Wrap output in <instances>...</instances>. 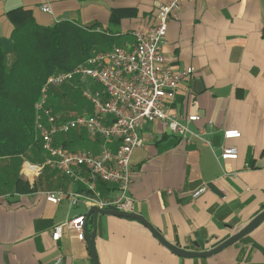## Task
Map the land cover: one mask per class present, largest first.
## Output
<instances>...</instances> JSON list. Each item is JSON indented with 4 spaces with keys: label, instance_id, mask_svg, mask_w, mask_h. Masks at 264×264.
I'll return each instance as SVG.
<instances>
[{
    "label": "crops",
    "instance_id": "1",
    "mask_svg": "<svg viewBox=\"0 0 264 264\" xmlns=\"http://www.w3.org/2000/svg\"><path fill=\"white\" fill-rule=\"evenodd\" d=\"M167 1L0 0V38L10 42L14 24L7 13L23 7L40 24L67 19L114 35L115 44L127 46L135 28L156 24L157 8ZM43 4L52 12L44 11ZM164 52L173 69L195 68L180 82L173 107L179 116L200 115L191 127L204 126L209 143L196 138L188 143L157 121L144 122V146L131 157L128 195L133 212L169 242L186 250H209L264 209V0H186L169 20ZM229 128L242 135L225 140ZM85 133L77 129L56 142L81 149L78 138ZM86 137L84 148L98 151L99 139ZM225 142L238 147V158L217 159ZM26 163H36L23 160L19 170V177L29 181L28 192L0 179V264H94L86 234L81 240L77 231L64 229L59 240L52 238L56 223L90 208L81 202L69 209L65 199H46L47 191L85 187L56 168H50L49 176L44 168L37 173L27 168L29 176ZM202 185L207 190L194 198L192 191ZM96 190L115 196L118 184L98 182ZM88 228L96 230L100 264H264V221L210 257L176 254L134 218L99 213L90 216Z\"/></svg>",
    "mask_w": 264,
    "mask_h": 264
},
{
    "label": "built area",
    "instance_id": "2",
    "mask_svg": "<svg viewBox=\"0 0 264 264\" xmlns=\"http://www.w3.org/2000/svg\"><path fill=\"white\" fill-rule=\"evenodd\" d=\"M185 1L168 0L159 5L156 24L148 30L135 28L133 41L127 46L115 44L89 56L72 71L48 77L36 104L35 120V135L45 159L29 166L26 163L24 170L30 176L27 168L37 173L49 166L85 187L81 191H47L48 201L59 203L65 199L69 209L84 202L89 208L97 206L133 212V199L128 195L133 181L131 157L135 149L144 146L140 129L146 121L159 122L162 128L185 142L190 143L196 138L209 143L204 126L197 130L191 127L201 121V116L196 113L179 116L173 107L180 82L195 72L193 66L173 69L164 52L169 20L176 16ZM42 9L52 12L48 4H43ZM76 76L101 85V89L93 88L92 82L87 81V88L82 91L92 103L94 112L67 116L55 113L49 105L51 87L60 86ZM75 129H84L90 137L98 138L100 149L71 150L56 142L59 135ZM223 134L225 140H229L239 138L242 132L229 128ZM113 142L115 147L111 146ZM238 156V147L225 142L216 157L225 160ZM98 182L118 184V194H99L96 190ZM206 190V185L199 186L192 191V196L198 198ZM86 222V214H68L54 225L53 240H59L64 229L77 231L79 239L84 240Z\"/></svg>",
    "mask_w": 264,
    "mask_h": 264
},
{
    "label": "trees",
    "instance_id": "3",
    "mask_svg": "<svg viewBox=\"0 0 264 264\" xmlns=\"http://www.w3.org/2000/svg\"><path fill=\"white\" fill-rule=\"evenodd\" d=\"M7 15L14 28L9 52L0 38V179L15 184L18 192L25 193L30 190L29 181L18 174L23 160L42 161L41 145L35 135L36 104L48 77L72 71L89 56L112 48L116 42L114 35L67 19L51 25L40 24L32 10L23 7L11 10ZM107 40H113V43L108 45ZM87 81L76 76L60 86H52L49 105L54 112L62 116L70 112L93 113L91 102L90 107L78 102ZM78 139L81 145L88 141L85 134ZM63 144L68 145L66 141ZM43 172L49 176V166Z\"/></svg>",
    "mask_w": 264,
    "mask_h": 264
},
{
    "label": "water",
    "instance_id": "4",
    "mask_svg": "<svg viewBox=\"0 0 264 264\" xmlns=\"http://www.w3.org/2000/svg\"><path fill=\"white\" fill-rule=\"evenodd\" d=\"M99 213L106 214V215H117V216H122V217H127V218H134L142 221L152 232L153 234L170 250L175 252L178 255L181 256H187V257H210L211 255L223 250L224 248L230 246L231 244L237 242L244 236L248 235L250 232H252L256 227H258L263 221H264V209L257 214L248 224L243 226L239 231L236 233L232 234L229 236L227 239L222 241L220 244L215 246L212 249L209 250H204V251H192V250H186L184 248H180L176 246L175 244L169 242L159 230H157L152 223H150L148 220H146L143 216L134 213V212H126V211H119L115 209H101L97 206H92L88 210L86 217H87V222L85 225V234L89 240V245H90V250L93 258L94 264H100L98 261V257L96 254V250L94 247V237L96 230H93L92 232L89 231L88 228V220L91 215L97 216Z\"/></svg>",
    "mask_w": 264,
    "mask_h": 264
},
{
    "label": "rangeland",
    "instance_id": "5",
    "mask_svg": "<svg viewBox=\"0 0 264 264\" xmlns=\"http://www.w3.org/2000/svg\"><path fill=\"white\" fill-rule=\"evenodd\" d=\"M112 38V37H111ZM116 41H118V39L116 40ZM110 42L111 43H113V40H111V41H108L107 40V44L109 45L110 44ZM3 44H4V46H5V49L9 52L10 51V49H9V47H10V42H7V40H3ZM107 47V46H106ZM92 85H95V86H98V87H100L101 88V85L99 84V83H97V82H92ZM90 86V85H89ZM88 86V87H89ZM86 88H87V86H86ZM90 88V87H89ZM83 91V90H82ZM82 94H83V92H82ZM78 102L81 104V105H83V106H88V107H90V101H89V99L87 98V97H84L83 95L82 96H79V99H78ZM72 134V133H71ZM85 135L86 136H89V134L88 133H85ZM60 137V135L57 137V138H59ZM56 138V139H57ZM81 143V141H79L78 142V147H81V149H86V148H84V147H86V144H84V145H81L80 144ZM41 157H42V161L41 162H36V163H42L43 161H44V159H45V157H44V155H43V153H42V150H41ZM49 168H51V167H49ZM55 169V168H54ZM58 170V169H57Z\"/></svg>",
    "mask_w": 264,
    "mask_h": 264
}]
</instances>
